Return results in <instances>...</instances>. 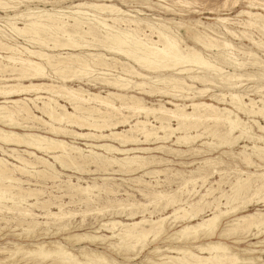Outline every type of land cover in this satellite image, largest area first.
I'll use <instances>...</instances> for the list:
<instances>
[{
  "label": "bare ground",
  "instance_id": "6f19581e",
  "mask_svg": "<svg viewBox=\"0 0 264 264\" xmlns=\"http://www.w3.org/2000/svg\"><path fill=\"white\" fill-rule=\"evenodd\" d=\"M8 1L13 5L0 0V8L4 10L9 8L12 11L16 8L15 3L21 2V0ZM51 1L60 3L61 0ZM69 1L71 5L65 7L70 9L68 11L39 9L36 12L26 13L14 11L12 15L0 16V20L3 19L4 22L0 25V52H4V54L0 53V143L25 146L29 150L24 149V151L29 156H33L36 163L48 168L47 175L50 174L49 176L57 180L60 179L54 172L53 163L43 155H38L37 152L48 155L61 166L67 164V161L73 164H88L87 166L93 164L95 167L107 165L112 172L127 173L150 162L147 160L149 157L140 156L137 153L162 147V143L167 140L178 144L188 143L190 138L200 136L197 135L198 133L195 136L188 135V130H196L205 122L211 123L210 127L207 125L208 127L203 128L208 135L219 139L221 134L232 136L230 140L223 141L221 144L230 145L237 139L246 138L252 142L251 154L259 159L264 157V135L253 133L248 123L239 117V113L246 117H253V123L264 133V126L255 119L260 117L264 121V100L255 101L240 90L244 86L242 81L249 77L248 74H238L235 71L230 73L202 53V50L214 52L223 62L242 69L244 62L238 61L233 56L232 46L228 41L218 40L213 34L193 26L185 27L186 38L183 34L179 37L164 23H155L147 19L148 14L142 10L123 9L109 0ZM253 2L254 0H248L250 7L254 5ZM137 3L139 7L148 8ZM134 12L137 14H133ZM240 13L249 17V20L243 23L244 28L256 26L264 33V19L261 14L250 10H242ZM17 19H22V26L16 24ZM153 19L158 21L159 17ZM216 19L223 23L228 20L225 17ZM225 31L232 35L231 31ZM14 36L20 37L23 42L17 41ZM247 38L255 45L264 47V44H260L253 38ZM186 39L191 45L185 41ZM47 69H50L53 74H60L61 81L52 80L53 77ZM199 69L211 71L212 74L217 75L216 79L222 84L221 86L227 88L226 92L216 91V93L208 94V85L219 87L220 84H217L212 76L200 75L202 71ZM69 70L71 74L64 75ZM92 71L98 72V75L93 77V81L99 79L98 83L107 87L104 94L67 84L72 81L73 76H85ZM244 76H246L245 79H243ZM197 84H202V87ZM259 88L261 87H257V90ZM154 94L171 96L172 99H167L165 104L157 103L154 106L146 103L142 96H154ZM204 96L216 103L228 104L230 107H220L214 102L205 101L202 99ZM58 98L65 99L72 111L59 103ZM26 101H29L31 106ZM33 109L37 112L36 114ZM131 118L134 119L130 120ZM171 121H175V127L171 125ZM62 123L65 126H57ZM67 126H77L82 131H70L66 128ZM119 126L126 128L116 130ZM34 129L43 131L37 132L33 131ZM179 132L180 134H177ZM58 134L83 140L88 148L85 151L87 153H83L80 147L71 145L70 141L59 137ZM255 141L261 142V145L255 144ZM149 142L158 145L155 147L139 145ZM10 150L15 149L10 148ZM9 155L18 163L0 157V220L5 218L6 213L11 212L17 215L21 222L30 224L35 222L33 220L35 214L21 207V202H26L28 197L34 195L32 193L34 190L23 191L12 183L19 182L14 172L27 175L31 171L27 168L35 169L37 164L17 154ZM243 159L249 163L250 155H244ZM44 170H36V173H42ZM260 176H264V173ZM236 179L231 184V193L225 196V206L229 207L223 210L216 205L207 216L200 219L197 218V211H189V213L183 208H176L177 199L172 196L169 199L166 197L164 206L173 207L174 221L179 219L186 222L179 230L171 234L166 233L164 240L170 242L167 247L154 246L149 251L157 256V259L152 260V264H234L251 263L255 260L260 264L264 261L258 255L250 253L257 251L254 247L260 241L250 243L253 248L242 250L248 251L249 254L239 258L224 242L211 240L216 234L226 237L251 226H256L258 232L255 235H257L264 228V212L240 216L234 214L239 208V204L235 205V202L239 201V196L242 195L240 193L242 189L240 190L239 187L242 188L241 184L247 182L242 183L240 178ZM242 179L245 181L248 178ZM192 182L196 181L185 180V183ZM5 183L9 184L5 185ZM65 186L71 190L75 189L77 194L86 195L85 198L89 200V191L96 187V184L82 187L78 184H70V180H66ZM248 188L250 186L245 184V189ZM263 188L264 182L256 187L254 192L260 193L258 191ZM14 189L15 191H12ZM109 191L112 192L110 188ZM163 196L157 192L153 194L152 199L159 201ZM7 200L11 201L10 205L6 204ZM197 203L198 201L191 204L192 209L197 206ZM36 204V201L31 203L35 206ZM144 206L145 204L142 203L130 202L123 208L133 212ZM180 210H183V214L177 216ZM65 214L67 213L64 211L55 213L48 211L45 216L54 218L60 225L57 230L64 231L67 226L60 222ZM229 214H234V217L229 219L225 227L221 229L219 222ZM165 218L166 216L156 219L142 217L131 223L110 220L103 225L108 226L111 232L110 237L115 238L119 247L133 250L139 246L142 249L146 246L149 235L154 240L164 232ZM59 231L46 234L53 237L59 234ZM16 235L20 236V233ZM202 239H208V241L199 243ZM61 240L72 245L79 244L80 247L75 252L65 247L59 240L36 241L30 244L29 249L24 250L23 246L15 244L12 252L6 251L9 253L0 258V264L13 260L19 261L22 258L40 260L31 264L42 262L46 264H117V261L104 253L81 245L84 241H102L101 236L70 233L63 235ZM234 242L241 241L236 239ZM19 252L23 254L17 258L15 253ZM205 253L207 255H202ZM123 260L130 262L132 258L128 256Z\"/></svg>",
  "mask_w": 264,
  "mask_h": 264
},
{
  "label": "rangeland",
  "instance_id": "374dc122",
  "mask_svg": "<svg viewBox=\"0 0 264 264\" xmlns=\"http://www.w3.org/2000/svg\"><path fill=\"white\" fill-rule=\"evenodd\" d=\"M2 1L9 2L8 0ZM109 1L118 6H121L123 9L136 8L142 10L143 12L148 14L146 16L147 19L153 20L155 23H164L167 27H169L172 33L179 37L181 34H183V37H185L184 34L186 26H193L198 30L205 31L206 33H209L211 35L213 34L218 40L228 41L232 46L231 52L233 53V56L238 61L244 62V66L242 67V69L235 68V66L223 62V60L215 55L214 52H205L204 50H202V53L210 60L215 61L218 65H222L223 69L230 73L235 71V73L238 74H248L249 77H243V79H245V77L246 79L242 81L244 86L240 90H242L255 101H258L259 99L264 100V47L255 45L253 42H250L249 38H247L251 37L255 41L260 42V44H264V36H262L264 35V33L258 27L257 29L256 26H254L255 28L252 26L244 28L243 23L245 21H248L249 17L244 13H240V11L242 10L258 12L264 19V0H254V5L252 7L249 6L248 0H147L148 2L143 0ZM255 1L258 3H256ZM137 2L143 4L144 6H147L148 8L139 7V4ZM15 4L16 8L12 9V11H10L9 8L5 10L0 8V16L3 17L5 15H12L14 11L26 13L28 11L36 12L39 9H62L64 11H68L70 9L65 7L71 5L69 0H61L60 3H53L51 0H21L20 3ZM10 5H13V3H10ZM133 14L136 15L137 13L134 12ZM138 16L143 17L140 15ZM155 17H159V20L155 21L153 19ZM217 17H225L228 20L226 21V23H223L218 21L216 19ZM3 23V19H1L0 25ZM16 24L18 26H22V19H17ZM203 26H208L209 28H204ZM225 30L231 31L232 35L227 33ZM210 31L213 33H211ZM15 39L19 42H23L20 37H15ZM185 41H187V39ZM187 43L191 45L190 41H187ZM1 54H4V52H2ZM47 70V72L50 73L53 77L52 80L56 82L61 81L60 74H53L50 69ZM199 70L202 71L199 73L200 75H204L206 77L212 76L213 79L216 80L217 84H220L216 79L217 75L212 74L211 71H204L202 69ZM65 73L67 74L64 75H70L71 71L69 70ZM90 74H87L85 76H73L72 81L67 82V84L72 87H81L84 89H89L90 91H98L104 94V90L107 89V87L99 84V79H95L93 81V77L97 76L98 72L92 71L90 72ZM197 85L199 87H202V84ZM221 85L222 84H220L219 87L208 85L209 91H207V93H216V91L225 93V90L227 88ZM257 87H261L262 89L259 88L257 90ZM210 90L214 91L211 92ZM142 96L145 99L146 103L152 104L154 106L157 103L165 104V101L167 99H172L171 96H161L159 94H154V96ZM202 99L208 102L216 103L213 100L207 99V96L202 97ZM57 100L69 111H72L70 108V104L65 99L58 98ZM26 102L31 106V103L29 101ZM166 105L170 106L169 104ZM216 105L220 107H230L228 104L223 103H216ZM34 113L36 114L37 112L35 111ZM239 117L242 121L248 123V125L250 126V130L253 133L257 135H264V133L260 131L253 123V117H246L245 115L240 113ZM133 119L134 118H131L130 120ZM255 119L259 124L264 126V121L260 117H255ZM171 125L175 127V121H171ZM207 125H209L210 127L211 123L205 122L196 130L189 129L188 135L195 136L196 133H198L197 135L200 136H198L197 138H190L188 143L178 144L174 143L171 140H167L166 142L162 143L164 147L162 146L153 150L137 153L140 156L149 157L147 158V160H149V163L151 164H144L142 167H138L134 171L127 173H122L119 171L112 172L110 166L107 165H103L102 167H95L93 164L87 166L88 164H73L72 162L69 163L67 161V164L61 166L58 163H55L53 159L48 157V155L37 152L38 155H43L45 158H47L48 161L53 163V169L55 170L54 172L59 177V179L62 180L61 182L60 180L53 179L52 176H49L50 174L47 175L49 169L40 163H36L37 161H34V157L29 156L28 153L24 151V149H27L25 146L14 144L6 145L0 143V157L6 158L7 160L14 163H18L9 155L17 154L25 160L37 164L35 165V169H31L29 167L27 168L28 171L31 170L27 175H24L26 173H20L23 175H19L17 172H14V176L19 178V182L21 180V183H12L15 186H19L21 189H23V191H26L27 189L30 191L34 190V192L32 191V193H34V195L32 196L35 198H33L32 196L28 197L27 201L21 202L22 206H20L26 208L29 211L31 210V212L35 214L33 219L35 222L30 224L21 222L17 215L11 212H8L4 215L5 218L0 220V258H3L7 255V253H9L6 251L12 252L15 248V244L23 246L24 250L29 249L30 244L36 241L47 242L49 240H59L62 244L65 245V247H68L69 249H72L76 252L80 245L69 244L66 241L61 240V237L70 233H77L87 234L91 236H101V239H103L102 241H84L81 245L104 253L108 257L113 258L115 261H117V264H152V260L157 259V256L155 253L153 254L149 251L154 246L167 247L170 242L164 240L166 233L171 234L179 230L181 228V225L186 222L180 221L179 219L174 221L172 209L173 207L164 206L166 203L165 201H167V199H169V197L171 196L174 197L175 199H177L176 208H183L184 210H187L186 212L197 211V218L200 219V217L207 216L211 212L212 208L216 205H218L219 208L223 210L226 207H229L227 205L225 206V196L231 193L230 187L231 184L237 180L236 178H240L242 180V183H245L247 181L245 184L250 186V188L245 189V184H241L242 188L239 187L240 190L242 189L240 191L242 195L239 196V201L235 202V205L239 204V208L234 214H236V216L245 215L247 213L263 214L264 188L260 189L261 191H258L260 193L256 192L257 194L254 191L256 187H259L264 182V176H260V174L264 173V157L259 159L257 156L251 154L252 150L250 149V146L252 145V142L246 138L237 139L233 144L230 145L221 144L223 141L230 140L232 136H222L223 134H221L219 139L215 136L208 135L206 133V130L203 129L205 127H208ZM57 126H65V124L62 123ZM66 128H68L70 131H82L77 126H67ZM125 128L123 126H119L116 130H122ZM33 131L42 132L43 130L34 129ZM177 134H180V132ZM47 135H49V133ZM58 136L63 137V139L67 141H70L71 145L80 147L83 153H87L85 151H87L88 148L84 145L83 140L81 141L79 139H73L70 135L58 134ZM255 144L261 145V142L255 141ZM139 145L144 147H155L158 144L149 142ZM10 148H14L15 150H10ZM170 148L173 149V151ZM246 154L250 155L249 163H247L243 159V156ZM116 156L121 157L120 155ZM154 161H158L159 163ZM112 168L116 169L114 167ZM43 169H45L46 171L44 170L43 172L41 171L42 173H36V170L40 171ZM101 177L105 179H102ZM246 177L248 179H246ZM242 178L246 180L243 181ZM188 179H194L196 182L185 183V180ZM66 180H70V184H78L82 187L90 186L95 183L96 187L90 189V199L87 200L85 198L86 195H80V193L77 194V191L75 189L74 190L76 191V193L73 188L71 190V188L69 189L68 187H66ZM8 184L5 183V185ZM106 187H108V189ZM109 188L110 190H112V192L109 191ZM187 190L189 192H187ZM12 191H15V189ZM66 191H68L69 193ZM183 191L186 193H184ZM157 192L163 194L164 198L162 197L161 200L154 201V199H152V196ZM70 194H73V196H71ZM221 194H223V196H221ZM253 194L254 196H251ZM242 200L243 202H241ZM35 201L37 203L36 206L31 205V203H35ZM196 201H198L196 207H199L200 209L196 207L192 209L193 206H191V204ZM214 201L217 204L214 203ZM6 202L7 205L11 204L10 200H7ZM130 202L142 203L145 204V206L144 208L141 207L138 208V210L135 209L133 210V212H131L129 209L123 208ZM197 209H199V211ZM48 211L54 213L64 211V213H67L60 222L62 224H65L67 226V229L64 231L57 230V228H60L59 222L55 221L52 217H46L45 213ZM182 214L183 210H180L176 215L178 216ZM234 214H229L221 219V221L219 222L221 229L225 227L226 222L229 219L234 217ZM160 216H166V221H163L165 229L164 232L154 240H152V236L149 235V237L147 238V244L142 249H140L139 246L135 247L133 250H125L119 247L115 241V238L110 237L111 232L108 230V226L105 224L103 225V223L110 220H120L124 223H131L132 221L139 220L142 217L146 219H156ZM259 228L261 229L262 226ZM51 231H59L60 233L56 234L53 237H50V234L48 235L46 233ZM257 232L258 229H256V226H251L244 231L238 232L236 234H231L226 237L216 234L213 238H211V240L224 242L228 247H230V250H232L233 253H236L239 258H243L249 254L248 251L242 250L245 248H253L250 243L260 241V243H257V246L254 247V249H256L257 251L250 253H252L253 255H258L261 259H264V228L260 233L255 235ZM15 233H20V236H17ZM236 239H239L241 242L235 243L234 240ZM207 241L208 239H202L199 241V243H205ZM184 244L186 245V243ZM22 254L23 252L15 253L17 258L19 256L21 257ZM135 254L136 256L134 257ZM202 255L207 254L205 253ZM25 256L26 254L24 255V257ZM128 256L132 258L130 262L127 260H123ZM34 261L33 259L29 260L26 258H22L19 261H7L5 262V264H31ZM39 261L37 260L36 262ZM40 264L46 263L42 262ZM234 264H258V261L255 260L251 263L243 262Z\"/></svg>",
  "mask_w": 264,
  "mask_h": 264
},
{
  "label": "snow or ice",
  "instance_id": "6c2138e0",
  "mask_svg": "<svg viewBox=\"0 0 264 264\" xmlns=\"http://www.w3.org/2000/svg\"><path fill=\"white\" fill-rule=\"evenodd\" d=\"M260 264H264V261H261Z\"/></svg>",
  "mask_w": 264,
  "mask_h": 264
}]
</instances>
